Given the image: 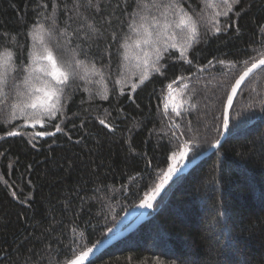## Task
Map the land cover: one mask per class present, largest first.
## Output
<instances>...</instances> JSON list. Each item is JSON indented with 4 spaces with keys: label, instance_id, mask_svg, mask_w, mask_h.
<instances>
[{
    "label": "trees",
    "instance_id": "16d2710c",
    "mask_svg": "<svg viewBox=\"0 0 264 264\" xmlns=\"http://www.w3.org/2000/svg\"><path fill=\"white\" fill-rule=\"evenodd\" d=\"M263 58L264 0H0V264L112 236ZM154 209L88 264H264V67Z\"/></svg>",
    "mask_w": 264,
    "mask_h": 264
},
{
    "label": "water",
    "instance_id": "95a60500",
    "mask_svg": "<svg viewBox=\"0 0 264 264\" xmlns=\"http://www.w3.org/2000/svg\"><path fill=\"white\" fill-rule=\"evenodd\" d=\"M261 61H264V58L258 61L257 63H255L248 70H246L233 86L226 103V108L224 112L223 132L219 141L215 143L205 153H203L202 155H200L199 157H197L192 161H188V156H189V152H188L183 158V161L180 163V165L168 174V176L165 178L163 183L152 195V197L149 199V201L146 203V205L144 206L140 214L134 219V221L131 224H129L125 229L121 230L115 235H112L108 239L100 242L99 244L95 245L94 247H92L91 249L84 252L76 259H74L73 261H75L76 264H88L90 261H92L101 253H103L106 249H108L109 247L120 241L122 238L133 232L144 222L148 221L150 219V214L153 211H155L154 208L156 203L160 200V198L167 190V188L171 185V183L176 179H178L179 177L193 170L198 164H200L203 160H205L210 155H212L216 150H218V148L222 145V143L226 140L228 136V132L230 128V113L235 97L238 91L241 89V87L246 83V81L264 67V63H262ZM72 262L69 264H72Z\"/></svg>",
    "mask_w": 264,
    "mask_h": 264
},
{
    "label": "rangeland",
    "instance_id": "374dc122",
    "mask_svg": "<svg viewBox=\"0 0 264 264\" xmlns=\"http://www.w3.org/2000/svg\"><path fill=\"white\" fill-rule=\"evenodd\" d=\"M52 73H53V72H52ZM52 73H48V76H49L51 79H54V75H53ZM171 103H172V102H171ZM184 157H185V156L181 155V157L175 159V161H174V163H173V165H172V168H171V172H172L176 167H178V166L180 165V163L183 161V158H184ZM144 205H145V204L141 205V207H140L135 213L130 214L129 217H125V218L123 219V221H122V224H120V226H118L116 229H113V230H112V235L115 234V233H118L119 231H121V225H122V226H123V225H126V224L129 222V220H130L131 218H134L135 216H137V215L140 213V211L143 209Z\"/></svg>",
    "mask_w": 264,
    "mask_h": 264
},
{
    "label": "snow or ice",
    "instance_id": "6c2138e0",
    "mask_svg": "<svg viewBox=\"0 0 264 264\" xmlns=\"http://www.w3.org/2000/svg\"><path fill=\"white\" fill-rule=\"evenodd\" d=\"M5 55H6V57H7L9 60L11 59V53H6ZM47 58H48L49 60H51V54H50V53L48 54ZM261 62L264 63V61H261ZM52 67H53V73H52V74L55 76V74H56V66H55V63H53ZM158 70H159V69H157V71H158ZM61 75H63V73H62ZM66 79H67V77L65 76V80H66ZM58 82H59V83H63L64 81L61 80V81H58ZM48 95H50V96H55L56 93H55L54 91H50V92L48 93ZM32 106L34 107V105H32ZM149 207H150V205H149ZM72 264H76V262L73 261Z\"/></svg>",
    "mask_w": 264,
    "mask_h": 264
}]
</instances>
